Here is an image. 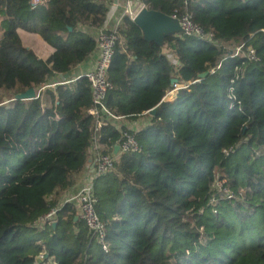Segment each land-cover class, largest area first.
<instances>
[{
  "label": "trees",
  "instance_id": "obj_1",
  "mask_svg": "<svg viewBox=\"0 0 264 264\" xmlns=\"http://www.w3.org/2000/svg\"><path fill=\"white\" fill-rule=\"evenodd\" d=\"M42 1L34 9L31 0H0V264H35L41 254L54 264H264V0H141L190 15L212 41L180 33L159 46L122 16L106 106L121 119L145 117L137 131L114 120L97 130L91 84L74 78L98 53L82 28L102 29L112 0ZM18 30L55 53L38 59ZM251 48L258 62L246 57ZM179 84L175 101H164ZM31 88L45 89L16 100ZM124 131L140 153H115ZM95 138L100 152L117 154L94 185L107 252L75 220L76 205L62 202ZM218 178L235 198L216 213ZM60 206L55 223L37 224Z\"/></svg>",
  "mask_w": 264,
  "mask_h": 264
},
{
  "label": "built area",
  "instance_id": "obj_2",
  "mask_svg": "<svg viewBox=\"0 0 264 264\" xmlns=\"http://www.w3.org/2000/svg\"><path fill=\"white\" fill-rule=\"evenodd\" d=\"M42 3V0H31V6L34 9L42 5ZM144 7L145 5L141 2V0H126L123 14L120 15L119 19H117L115 27L113 29H107L108 23L116 11L114 6L110 9L105 26L103 27V31L97 38L98 58L96 63L91 71L80 77L87 78L91 84L93 107L89 110L88 116H92L96 119L97 130L101 129L103 126H107L109 120H121V118L112 114V112L106 106L107 95L113 88L112 84L108 80V73L114 59L116 43L119 39L117 35V27L119 26L124 14L129 15L133 21ZM172 17L179 21V24L183 30L182 33L200 37L204 36L210 41L213 40L211 34L205 35L200 27L194 24L190 15H186L182 19H178L176 16ZM217 44L218 43H216V45ZM221 48L223 49L225 47ZM242 49L243 46L238 47L235 50L233 57L238 56L242 52ZM247 52L248 53L246 57L250 61H259L254 49L251 48ZM43 89L45 88H41L37 91L35 99L39 98L40 92ZM105 117H107V120L104 119ZM118 128L121 127L118 126ZM117 147H119L118 153L121 154L141 152V148L138 145L135 135L131 134L129 131L123 132V141ZM117 154L106 155L100 152V146L97 143V139L95 138L92 148L93 156L89 164L91 168L92 166L94 168L93 170L91 169V173L87 176L79 191L74 196L69 197L63 203V205L66 203H74L76 205L78 219L86 224V226L89 228L92 240L95 241L105 252H107L109 249L106 242V227L105 224L100 220L96 211L98 198L95 195L94 185L98 176H105L114 170ZM213 191L214 195L210 200V205L214 208V212L216 213L217 210L215 207L221 199L232 200L235 198L234 193L231 192L227 187V181L225 179L220 180L218 178L215 185L213 186ZM61 209L62 206L52 209L49 213L40 218L37 224L45 226L55 223L58 218V213L61 211ZM45 259V255L41 254L37 257L35 264H54V260L51 259L47 261V263L45 262Z\"/></svg>",
  "mask_w": 264,
  "mask_h": 264
},
{
  "label": "crops",
  "instance_id": "obj_3",
  "mask_svg": "<svg viewBox=\"0 0 264 264\" xmlns=\"http://www.w3.org/2000/svg\"><path fill=\"white\" fill-rule=\"evenodd\" d=\"M126 0H112V6L116 8L115 13L113 14L112 18L110 19L107 29H113L116 25L117 19H119L121 13H123V9L125 6ZM82 30L91 36H94L95 38H98L99 34L103 31L102 29H92V28H82ZM19 36L24 44V46L28 49H31L34 51V53L37 55L38 59L40 60H47L49 57H51L55 50L46 43L39 35L29 33L24 30H18ZM98 58V53H94L91 55L86 62L81 64L76 70H75V76L74 78H80L87 72L91 71L96 63V60ZM184 88L182 85H175L172 87V89L169 91L167 96L164 98V101L173 102L175 101L176 95ZM51 104L50 100L46 102V105L49 106ZM145 117L138 118L136 120H130L123 118L119 120V122L125 126H127L128 129L137 131L145 124ZM90 164V163H89ZM91 173V167L88 166L86 171L82 174L81 178L77 182V184L64 196L62 199V202H65L69 197L74 196L79 189L81 188L82 184L86 180L87 176Z\"/></svg>",
  "mask_w": 264,
  "mask_h": 264
},
{
  "label": "water",
  "instance_id": "obj_4",
  "mask_svg": "<svg viewBox=\"0 0 264 264\" xmlns=\"http://www.w3.org/2000/svg\"><path fill=\"white\" fill-rule=\"evenodd\" d=\"M140 30L142 31L144 38L149 42H155L159 46L164 44V40L168 36H173L183 32L179 21L172 16L165 15L161 12L151 11L144 7L133 20ZM209 76V73L206 72L200 75L201 79H205ZM69 79L68 75L62 77V80ZM177 80H173L172 84H176ZM36 90L34 88L29 89L23 94L16 96V100L21 101H30L35 99ZM152 115L155 114L153 110ZM119 147H116L115 153H118ZM92 166V170H93ZM76 221L78 218L75 219Z\"/></svg>",
  "mask_w": 264,
  "mask_h": 264
},
{
  "label": "rangeland",
  "instance_id": "obj_5",
  "mask_svg": "<svg viewBox=\"0 0 264 264\" xmlns=\"http://www.w3.org/2000/svg\"><path fill=\"white\" fill-rule=\"evenodd\" d=\"M38 91V90H37ZM37 91H36V93H37Z\"/></svg>",
  "mask_w": 264,
  "mask_h": 264
}]
</instances>
